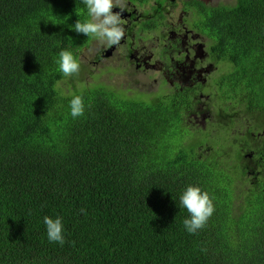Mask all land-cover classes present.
<instances>
[{
    "label": "trees",
    "instance_id": "trees-1",
    "mask_svg": "<svg viewBox=\"0 0 264 264\" xmlns=\"http://www.w3.org/2000/svg\"><path fill=\"white\" fill-rule=\"evenodd\" d=\"M128 1L148 14L137 39L168 26L162 0ZM176 1L198 9L183 21L219 66L208 156L172 141L194 129L178 123L199 90L138 101L81 81L93 38L70 26L90 18L82 0H0V264H264V0ZM62 49L77 75L59 71ZM73 95L81 117L70 115ZM188 185L215 205L196 234L179 203ZM45 215L62 219L63 246L47 239Z\"/></svg>",
    "mask_w": 264,
    "mask_h": 264
},
{
    "label": "flooded vegetation",
    "instance_id": "flooded-vegetation-1",
    "mask_svg": "<svg viewBox=\"0 0 264 264\" xmlns=\"http://www.w3.org/2000/svg\"><path fill=\"white\" fill-rule=\"evenodd\" d=\"M199 1L207 6H217L219 3H214V0ZM177 3L180 2L162 0L158 4L168 10L164 19L168 26L162 25L159 32H157V36L151 32L148 38L144 40L137 39L136 35L145 32L141 29L140 23L148 14H143V11L138 10V7H144H127V11L121 14L125 21V37L121 44L118 47L113 46L100 52L99 45L93 39L89 46L93 50L92 62L98 64L117 61L116 69L122 72L132 71L133 74L138 76V79L134 81L135 85L146 86L152 83L155 92L158 90L167 92L177 88L186 90L187 94L190 90L192 92L196 89L199 90V96L196 98L186 97V108L180 116L179 122L187 128L198 127L205 130L208 126L204 123V118H215L217 116L213 113V109L216 108L213 99L218 94L216 80L219 78L216 77L219 74L217 69L219 66L212 62V58L206 49L208 45L204 47L203 42L206 43V38L199 32L194 31L193 28L186 26L183 21V14H191L190 11L195 12L198 9L192 6L191 10H184L181 7L180 12L177 14L175 11ZM113 11H119V9L114 8ZM169 15L170 18H167ZM150 36L155 39L156 50L159 48L162 52L160 56L156 52H151L152 47H145L146 44L144 43L148 41L147 39ZM202 38H205V40L202 41ZM125 51H127V54L124 53ZM81 55L80 60L84 62ZM166 55H168V61L165 60ZM125 56H127V61L123 60L122 67H120L119 63ZM263 127L260 130L262 134H264ZM209 128L210 131L215 132V128Z\"/></svg>",
    "mask_w": 264,
    "mask_h": 264
},
{
    "label": "clouds",
    "instance_id": "clouds-1",
    "mask_svg": "<svg viewBox=\"0 0 264 264\" xmlns=\"http://www.w3.org/2000/svg\"><path fill=\"white\" fill-rule=\"evenodd\" d=\"M82 3L85 5L90 18L85 21L77 20L70 27L77 33L92 37L99 45L100 52L113 46L118 47L125 37V21L121 14L127 11V0H82ZM114 8L119 9V11H113ZM57 63L59 71L65 78L77 75L80 71V63L71 51L62 49L59 52ZM69 107L70 115L73 118L83 116L85 109L83 96L73 95ZM178 125L179 128L180 125L183 129L187 128L180 122ZM194 131L203 133L204 136L203 143H198L197 151L200 152L204 146V148H210V146L206 147V145L211 143L213 132H208L198 127H194L192 132ZM187 142H191V140L186 138L184 145H187ZM179 203L190 214L188 218L183 220V225L189 234H196L203 229L215 211V205L209 193L202 191L196 185L186 186L179 196ZM80 211L83 213L85 210L81 209ZM43 223L46 226L47 239L63 246L65 236L62 219L58 216L50 218L45 215ZM201 251H206V249L202 248Z\"/></svg>",
    "mask_w": 264,
    "mask_h": 264
},
{
    "label": "rangeland",
    "instance_id": "rangeland-1",
    "mask_svg": "<svg viewBox=\"0 0 264 264\" xmlns=\"http://www.w3.org/2000/svg\"><path fill=\"white\" fill-rule=\"evenodd\" d=\"M233 0H214V3H218V2H223V3H231ZM132 2L127 0V5H130ZM153 7V6H152ZM138 10L144 11V8H139ZM181 10V3H177V7H176V13L178 14ZM188 16H190L191 14H187ZM167 18H170V15L167 16ZM144 20V18H143ZM194 21V18L192 19V21L189 23V25L191 26V23ZM148 41L145 42L144 44L145 47H152L151 52L155 53L156 51V43L155 39H152L151 36L149 39H147ZM205 38H202V41H204ZM204 43V47L207 46V44L205 42ZM149 51V50H148ZM82 58L84 60V62L82 63L83 65V71L81 72V81H83L84 83H90V82H94L92 78H99V82L104 83V85H111L115 88H120V89H124V90H120L119 93H125V89L127 88L130 95H134L132 96L133 99H136L138 101H150L151 95L154 96H158L160 97V93L162 92V90H158L155 92V88L154 85L152 83L147 84L146 86H137L135 85L134 81L136 79H138V76L136 74H133L132 71H126L123 74H119L116 69L117 64L114 61H110V62H105V63H98L95 64L92 62V54H93V50L91 48L88 49H84L81 53ZM118 63V62H117ZM224 68L228 69L229 66H224ZM64 84L66 85V87L71 88V82L68 81H64ZM141 92L144 91V93H136V92ZM150 94V97L148 98V94ZM152 93V94H151ZM131 98V97H129ZM147 101V102H148ZM238 124V123H237ZM239 125V124H238ZM206 131H210L209 127H206L205 129ZM190 133V134H189ZM186 135H184L183 137H181L180 134H177L175 136H173V145H179L182 143V139L184 141H186V138H190L192 144L197 147L198 143L201 142L203 143L204 140V136L203 133H199V132H189ZM211 141V140H210ZM209 141V142H210ZM212 143H207V146H211ZM211 150H207V151H202L200 152L203 156H208L211 153ZM213 151V150H212ZM217 151V150H215Z\"/></svg>",
    "mask_w": 264,
    "mask_h": 264
}]
</instances>
